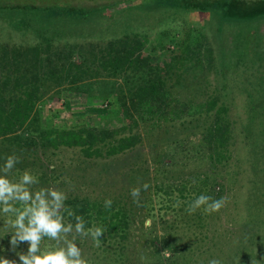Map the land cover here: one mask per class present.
I'll list each match as a JSON object with an SVG mask.
<instances>
[{
	"label": "trees",
	"instance_id": "obj_1",
	"mask_svg": "<svg viewBox=\"0 0 264 264\" xmlns=\"http://www.w3.org/2000/svg\"><path fill=\"white\" fill-rule=\"evenodd\" d=\"M105 1V4L96 8L58 3H0V12L17 14L22 22V19L29 18L44 24H80L95 19L112 4L121 3L120 0ZM237 4L239 2L236 1L215 3L213 0H148L140 7L144 12L150 13L158 10L209 13L217 23L218 34L222 32L226 22L250 24L264 19V3L261 7L247 11L237 8ZM246 37L236 33L230 50L221 46L218 60L213 55V47L198 42L189 45L178 63L161 66L153 64L154 67H147L145 62L134 59L141 48L138 44L133 45L127 38L110 42L105 48L96 50L70 46L66 50L60 49L51 53L56 58L62 55L60 66L56 61L51 65V54L47 48H2L0 65L5 73L0 79V146L12 150L15 154H27L25 149H32L34 154L45 155V152L50 150L53 156L55 151L61 148L79 147L81 154L87 159L110 160L127 154L141 143V124L152 122L154 128L159 129L161 123L156 122L161 120L169 127L181 131H186L190 125L197 130L200 143L207 148L205 152L211 163L209 170L212 177L201 180V184L205 185L204 192L201 188L193 195L192 192L185 194L178 189L180 197H188L183 205L187 207L202 194L221 198L224 192L236 190L241 179L246 177L248 190H245L243 198L245 220L240 231L242 244L233 252L234 256L222 260L223 264H264V90L260 88L262 83L258 77L262 73L264 63L256 56L253 47L248 48ZM65 51L66 55L63 54ZM201 56L207 61L198 60ZM63 63L67 65V69ZM195 70H212L217 74L222 73L221 75L228 73V70H234L235 76H224L219 89L215 88L209 94L187 96L177 93L193 82L192 79H185L177 74ZM101 76L115 79L113 84L116 85V91L110 93L108 87L112 82L99 81ZM64 83H67L69 89L84 93L88 101L106 102L112 108H117L124 123L116 128L95 127L89 124L81 128L62 130L42 127L38 123V103L43 98L41 90L50 85L61 88ZM93 86L106 88L99 93L101 95H97L91 94L95 92L89 90ZM57 92L48 98L52 99ZM237 99L241 101L239 108L234 104ZM238 142L246 151L242 171L234 170L232 166L240 160L236 156L239 154ZM55 170L56 167L52 163L50 171ZM203 174L205 173L201 175ZM106 190L101 189L96 196L85 193L79 197L74 194L65 202L77 215L83 216L86 228L95 224L105 229L99 247L95 246L90 237L76 239L89 264H177L178 260L180 264H192L189 259L175 258L174 250L169 257H163L152 250L153 246L156 249H162L164 246L171 248V241L163 244L166 239L161 240L151 230V238L147 237L148 232H141V239H137V236H134L135 229L132 230L136 225L133 223H144L149 217L144 214H149V209L145 212L143 209H136L132 201L123 200V194L107 195ZM106 198L113 201L111 209L104 206ZM177 199L178 197L173 199L172 196L167 198L170 202H178ZM184 206L172 211L175 216H180L181 213L191 219ZM168 208L166 207V214L169 213ZM64 215L66 222L75 223L74 218L68 217L66 213ZM192 215L197 221L203 218L200 211ZM160 219L169 224L167 227L171 226L166 217ZM10 241V232L5 233L0 241V247L5 248L0 249L2 257L8 259H11L10 249L6 248H12ZM154 242H157V245L160 243V246L157 247ZM51 243L54 242L45 238L42 247ZM132 247H138L140 253H131ZM221 253L220 250L216 256ZM236 259L239 261L236 262Z\"/></svg>",
	"mask_w": 264,
	"mask_h": 264
},
{
	"label": "rangeland",
	"instance_id": "obj_2",
	"mask_svg": "<svg viewBox=\"0 0 264 264\" xmlns=\"http://www.w3.org/2000/svg\"><path fill=\"white\" fill-rule=\"evenodd\" d=\"M147 1L120 0L121 3L112 4L100 12L95 19L80 24L57 22L44 24L29 20V18L22 19V22L17 14L2 11L0 12V49L7 47L21 50L38 46L42 49L47 48L51 54L60 49L66 50L70 46L82 49L95 48L96 50L100 47L105 48L110 42L114 43L127 38L133 45H140L141 50L136 53L134 59L145 62L148 67L153 64L161 66L178 63L181 60L180 56L186 53L189 45L198 42L213 47V55L218 60L220 57L218 51L221 46L230 50L236 33H240L247 36L248 48L253 47L256 56H259L264 63V19L250 24L226 22L222 32L218 34L217 23L209 13H187L175 10L144 12L140 5L146 4ZM213 1L215 3L217 1L226 3L236 1L239 2L236 7L244 11L261 7L264 3V0ZM25 2H33L36 5L58 3L87 8H96L106 3L105 0H0V3L7 4H24ZM79 53L82 55L81 51ZM43 54L45 53L43 52ZM63 54L66 55V51ZM49 60L51 65H53V61H56L60 66L63 57L61 55L56 58L51 54ZM198 60L207 61L204 56ZM63 65L67 69V65L64 63ZM261 71L262 73L258 77L262 83L260 88L264 90V66ZM4 73L5 70H2L0 65V79L3 78ZM221 74L214 73L212 70L178 73L177 75H181L185 79H192L193 82L185 90L176 91L187 96L209 94L222 85L224 76H235L234 70H228V73L224 75ZM101 77L99 81L112 82L108 87L110 93L116 91V85L113 84L115 79ZM105 88L93 86L89 90L95 92L91 94L101 95L99 93ZM56 91H58L57 95L55 94L52 99L48 98ZM41 93L43 98L38 103V123L42 127L62 130L81 128L89 124L95 127L116 128L124 123L123 116L117 108H112L106 102L88 101L84 93L69 89L67 83H64L61 88L52 85L44 86ZM240 102V99H237V102L234 103L235 107L239 108ZM156 123H161L159 129L154 128L152 122L141 124L139 128L141 143L127 154L110 160L87 159L81 154L79 147L61 148L59 151H55L54 156L48 150L49 152H45V155H48L46 158H44V154H34L32 149H25L28 151L27 154L22 152L16 154L20 157V163L13 170L11 178L18 179L24 170H29L38 177L43 175L42 178H39V184L33 186V191L41 187H52L66 192L68 198L74 194L82 197L85 193L96 196L99 195L101 189H107L105 191L107 195L121 193L124 196L123 200L133 202L130 191L132 188H140L141 206L137 207L133 203V207L143 209V212L149 209V214L144 215H149L147 219H151L152 223L149 228H145V221L144 223L140 221L139 224L137 221L133 223V225L136 224L132 230L135 229L134 236H137V239H141V232H148L147 237L151 238L153 236L149 232L151 230L161 240L166 239L163 244L171 241V248L164 246L162 249H156L154 246L152 247V250L163 257L171 256L172 250H174L175 258L189 259L192 264H208L211 259H219L223 264L222 259L228 260L229 256H234L233 252H236L242 244L243 237H241L240 231L245 220L243 198L248 187L246 177L241 179L240 186L238 185L236 190L224 192L220 196L227 198L226 205L220 212L209 215L203 209L198 210L203 216L200 221L194 219L193 215H191V219L181 213L180 216H175L172 209L184 206L183 202L188 198L180 197L178 189L185 194L192 192L193 195L195 192L198 193L201 188L204 192L205 185L201 184V180L212 177L209 170L211 163L205 152V145L200 143V135L196 132L197 130L191 128L190 125L186 131L175 130L161 120ZM237 145L240 155L236 156L240 160L232 166L234 170L242 171L246 151L240 142ZM12 152V150L0 146V165L3 164V157L12 154ZM52 163L56 167L55 172L50 171ZM202 173L205 174L201 175ZM193 180L196 181L195 184H193ZM144 184L148 185L147 189L142 187ZM175 185L177 186L175 187ZM170 194L173 199L178 197L179 206H177L178 202L167 200L168 197H171ZM166 207H169L167 214ZM165 217L169 219L171 228L167 227L169 224L160 219ZM6 219L7 217L0 214V241L5 233L12 231L5 226ZM154 245L158 247L160 243L157 245V242H154ZM28 247L27 242H22L15 250L9 247L6 249H10L11 260L20 262L17 253L26 254ZM132 248L131 253L136 255L135 252H139V248ZM0 249L5 248L0 247ZM220 250L222 253L220 256H216ZM5 255L7 256L8 253ZM0 257H2L1 251ZM235 261L237 262L239 259ZM177 264H180V260Z\"/></svg>",
	"mask_w": 264,
	"mask_h": 264
},
{
	"label": "clouds",
	"instance_id": "obj_3",
	"mask_svg": "<svg viewBox=\"0 0 264 264\" xmlns=\"http://www.w3.org/2000/svg\"><path fill=\"white\" fill-rule=\"evenodd\" d=\"M18 163L20 157L12 153L5 155L3 164L0 165V214L7 217L5 226L12 230V249L15 250L22 242L29 245L26 254L17 253L21 264H89L76 239L90 237L95 246L99 247L105 229L95 224L86 228L83 216L66 206V192L52 187H41L33 191V186L39 184V177L31 171L24 170L18 179L11 178ZM192 182L196 183L195 180ZM142 187L147 189L148 185L144 184ZM140 192V188H132L130 191L137 207L141 206ZM226 202V197L217 199L202 194L188 204L185 212L192 215L203 209L206 214L211 215L220 212ZM112 203L111 198H106L105 208L111 209ZM64 213L74 218L75 223L66 222ZM151 223V219L145 220V228L151 227ZM45 238L54 243L42 247ZM0 264H17V261L0 257ZM208 264L222 262L211 259Z\"/></svg>",
	"mask_w": 264,
	"mask_h": 264
}]
</instances>
